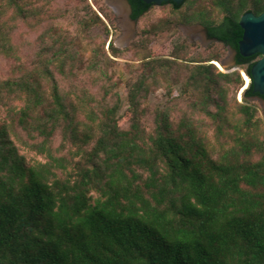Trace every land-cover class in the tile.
<instances>
[{"label": "trees", "instance_id": "16d2710c", "mask_svg": "<svg viewBox=\"0 0 264 264\" xmlns=\"http://www.w3.org/2000/svg\"><path fill=\"white\" fill-rule=\"evenodd\" d=\"M128 2L132 18L152 6ZM187 2L161 5L185 21ZM216 4L235 20L264 9V0ZM21 24L42 28L31 59L13 34ZM71 26L91 40L100 27L109 34L87 0L71 10L0 0V264H264V112L253 100L264 96L251 67L188 59L185 41L143 59L126 82L121 126L105 42L86 57ZM138 32L143 43L156 29ZM240 70L249 78L238 101ZM159 78L178 92L150 110Z\"/></svg>", "mask_w": 264, "mask_h": 264}, {"label": "rangeland", "instance_id": "374dc122", "mask_svg": "<svg viewBox=\"0 0 264 264\" xmlns=\"http://www.w3.org/2000/svg\"><path fill=\"white\" fill-rule=\"evenodd\" d=\"M92 8L98 13V15L103 19L104 23L107 25L109 34L105 37L101 31V27L95 29L92 32V36H96V40H91L90 38L82 35L83 33L75 30V26H71L70 31L75 35V43L81 52H84L86 57L94 54L96 51L95 45L97 42L104 40V51L106 56H108L111 61L109 62L110 71L117 83V89L121 98L120 107L118 110V119L121 126L128 124L130 119V114L127 110V89L126 82L131 78V74L138 73L141 67V62L143 59L148 57H170L172 50L177 44L186 42L190 44L187 47V58L195 60H204L207 56L212 55L214 52L221 58L226 54L224 50L214 51L212 49L202 48L199 44L190 43L185 37L184 29L178 27L179 23H186L187 16L189 14L190 4L187 2L184 9L186 12L185 21H181V13L172 11L169 5H152L149 10L142 16H140L134 28V34L131 38L124 36V28L120 22L119 14L116 12L113 4V0H87ZM83 4V0H58V5L62 9H78ZM194 9L209 10V5L205 0H198L194 4ZM108 8L111 15L107 19L100 12L101 9ZM216 12L215 10H212ZM66 23H70L71 20L64 19ZM154 27L156 29L155 34L149 35L145 42L141 43L138 38L135 37L138 31L142 28ZM42 31V28L37 29V31L30 30L26 25L21 24L15 31L14 35L16 40L20 43L22 54L26 58L34 57L35 51L38 49V33ZM72 34V35H73ZM101 37H100V36ZM113 40V47L121 51L116 56L111 54L110 48L108 47V42ZM216 62L219 63L216 64ZM215 65L220 71L228 72L232 68L229 65H222L218 60L210 61ZM6 68V62L0 61V73H4ZM243 70H240V75L244 81V86L240 88L235 97L238 101L241 100V91L246 87L247 76H243ZM246 79V80H245ZM67 85V84H66ZM178 92V87H173L170 91L166 90L165 84L162 78L158 79V82L151 84L150 91L145 100L148 108L154 109L163 106L169 98L176 95ZM257 101L259 114L262 116L264 112V105L261 104L258 98H253ZM183 107V105L181 104ZM24 152V150H23ZM29 157H33V152H28ZM39 158V157H36Z\"/></svg>", "mask_w": 264, "mask_h": 264}, {"label": "flooded vegetation", "instance_id": "af4514ba", "mask_svg": "<svg viewBox=\"0 0 264 264\" xmlns=\"http://www.w3.org/2000/svg\"><path fill=\"white\" fill-rule=\"evenodd\" d=\"M196 1L198 0H188L190 9L187 22L185 24H178V27L184 29L185 37H187L188 41L190 43L199 44L202 48L212 49L213 52L219 49L224 50L226 54L219 62H224L231 68H239L237 64L239 60H245L246 65L251 67L261 55L253 54L250 56H243L239 53V43L243 36V29L239 24V20L241 15L247 11L252 12L254 15H258L259 13L245 10L238 16L237 20H235L232 14H225L221 7L216 4L219 0H205L209 5V10L203 9L200 10L201 12L194 9ZM199 13H201V15L197 17ZM216 53L214 52L212 55L215 56L217 55Z\"/></svg>", "mask_w": 264, "mask_h": 264}, {"label": "water", "instance_id": "95a60500", "mask_svg": "<svg viewBox=\"0 0 264 264\" xmlns=\"http://www.w3.org/2000/svg\"><path fill=\"white\" fill-rule=\"evenodd\" d=\"M117 2L121 8L119 13L120 22L124 28L125 35L131 38L134 33L137 18L131 17V6L128 0H113ZM147 4L161 5L163 2L172 1L180 4L183 0H143ZM239 24L243 29V36L239 43V53L243 56L260 54L261 57L252 64L250 68L253 91L264 96V9L258 15L247 11L240 17ZM224 65V62H221ZM228 65V64H225ZM239 69L232 67V70ZM244 73V72H243ZM257 98V97H256ZM264 105V99L258 98Z\"/></svg>", "mask_w": 264, "mask_h": 264}, {"label": "bare ground", "instance_id": "6f19581e", "mask_svg": "<svg viewBox=\"0 0 264 264\" xmlns=\"http://www.w3.org/2000/svg\"><path fill=\"white\" fill-rule=\"evenodd\" d=\"M113 4H114V8H115L116 12L119 14L121 6L115 1H113Z\"/></svg>", "mask_w": 264, "mask_h": 264}]
</instances>
